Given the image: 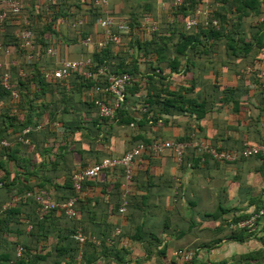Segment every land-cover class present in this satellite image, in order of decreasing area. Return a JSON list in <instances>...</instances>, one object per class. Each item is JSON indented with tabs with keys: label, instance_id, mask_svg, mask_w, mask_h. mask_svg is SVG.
<instances>
[{
	"label": "trees",
	"instance_id": "obj_1",
	"mask_svg": "<svg viewBox=\"0 0 264 264\" xmlns=\"http://www.w3.org/2000/svg\"><path fill=\"white\" fill-rule=\"evenodd\" d=\"M16 1L19 3L20 11L15 13L4 8L3 0H0V14L6 12L5 17L0 18V45L2 47L0 61L4 65L0 69V193L6 199L1 200L0 198V204L11 201L14 197L21 196V198L18 202L11 203L9 208L0 215V264H11V262L46 264L48 258L53 264H96L99 260H111L109 264H127L134 244H142L146 258H152V260L157 258L156 264H205V261H210L212 264H234L232 260L236 257L230 260L232 262L226 259L216 261L212 260L210 255L205 256L203 251L195 247L177 249L192 252L193 259L190 262H185L177 256V250L168 257L169 243L164 242L163 235L160 237L155 232H151L145 236L141 231L144 226H141L135 234L126 235L121 229V223L117 220H109L108 223L105 221L104 227L98 234L87 233L84 229L88 238L83 246L77 242L75 230L81 225L80 215L84 213V208H88L95 197L93 191L103 185L101 181L104 178L110 177L115 182L109 193L102 189L104 198L113 196L116 198V203L104 204L106 205L105 210L101 211V215L107 217L118 215L119 217L123 192H126L125 212L127 213L129 209L135 208L132 199H138V191L143 192L145 187L142 182V173L145 172L144 175L149 177V166H152L155 157H161L169 152L171 158L180 165L186 163L189 158L184 152L188 146L185 147L181 161H179L172 149L153 152L149 147L154 144L166 142L190 144L198 140L214 147L218 152L235 155L238 158L235 162L256 159L260 164L257 172L261 178L264 177L263 155L258 154L249 158L240 156L247 142L243 143L238 151H234L206 137H199L203 131L201 124L213 110L210 105L232 103L239 108L241 95L248 100L250 91L245 85L247 80L254 84L260 92L261 113L256 123L258 126L262 124L261 128L264 129V121L261 120L264 116V67H259L264 63V20H260L264 16V0H215L214 8L211 12L208 11L218 21L219 28L199 25L193 29H187L186 22L193 15L196 7L203 5L202 0H181V5H172V8H177L170 10V14L158 11L152 0H145L137 7L117 13L110 11L109 2L111 0H106L107 3L101 5L95 4L97 0ZM145 16H149L157 23V30L154 33H147L146 28L141 26ZM107 17L114 20L124 18L130 25L131 33L128 34L130 38L124 41L127 42L129 50L120 51L115 55L114 47L118 44H108L104 48L97 46V42L104 39L106 33L97 21ZM17 30H30L33 33L35 49L39 52L21 48L22 42L16 36ZM112 30L117 29L113 27ZM120 35L121 42L122 33ZM52 36L61 44L51 40ZM98 36L101 38L98 39ZM87 38L92 40V44L84 46L82 42ZM73 43L83 48V56L78 60H71L68 57L66 60L89 59L91 61L88 67L90 75L72 72L71 77L65 80L53 76L47 77V70L40 64L46 56L51 59L47 50L50 47L54 48L58 55L61 54V47L64 49ZM64 45L66 46L63 47ZM6 50L9 51L8 55L5 54ZM221 52L226 58L219 55ZM28 55L31 59L27 58ZM1 56H6L7 60L4 61V57ZM202 58L208 60L207 64L204 61L201 63L200 69L205 73L210 70L208 72L210 75L207 73L209 82H206V77L193 73ZM12 60L17 64L9 65ZM21 71L24 72H22L24 76H19ZM6 72L18 94L17 98H13L11 90L4 87L2 77ZM122 74L130 75L131 82L126 85L124 102L115 107L113 100L108 101L113 98L109 90L113 80ZM224 75H229L234 81L237 80L239 85H233L232 82L221 89ZM54 86L59 87L53 99L55 109H48L52 113L51 116L44 117V119L42 117L40 123L38 118L43 116L40 112L49 104L40 105L38 102ZM137 95L139 106L135 107L131 100ZM97 100L106 103L114 110L115 116L112 119L118 118L120 123L133 130L130 134V147L127 152L140 145L144 147V150L140 157L134 160L130 177L127 176L126 167L116 165L103 170L97 176L87 177L82 189L77 192L73 185V175L100 161L94 159L93 163L80 169L72 170L66 167L60 170L59 164L66 163L68 154V147L66 149L61 145L58 148V156L52 159L51 163L55 172L65 174L64 182H62L64 184L46 178L45 175L40 174L41 169L46 168L45 163L38 159L39 156H43L45 147L41 144L40 133H33L34 129L31 126L33 124L46 126L49 119L52 120L55 117L56 125L63 124L62 113L68 110L67 106L74 111L79 104L80 107L83 105L89 110V116L93 109L99 113L95 103ZM130 105H133L132 108ZM78 113L80 111L76 109L73 115ZM26 128H30L28 133L23 132ZM4 141L7 145L2 144ZM260 143H264V136L261 141L248 144ZM31 145L38 148L35 150L38 155L22 154L23 149ZM191 148L198 153L191 159L194 165L200 163L202 156L225 163L198 146H191ZM115 159H120V157ZM204 159L202 161H206ZM61 174H57L55 179L58 180ZM35 178L37 181L33 182ZM169 180L170 178L167 182ZM42 191H47L58 202L77 198L75 203L77 214L74 220L71 219L77 223H75L77 227L73 225L68 229L67 234L54 235V231L62 224L61 218H64V211L62 209L44 211L42 202L36 201L31 196H23L27 192ZM141 198L147 199V196L141 194ZM262 209H264V188L256 200L252 201L245 211L243 209V213L235 215L227 225L220 224L214 230L216 232L211 236L213 242L209 243V247L218 248L220 235L226 233L230 240L237 243L250 241L252 249L238 255L236 263L264 264V221L259 222L257 229L253 232H248L246 229L230 230L229 227L231 223L236 224L248 219ZM226 212H229V209H224L221 205L219 213L212 217L217 220ZM26 221L32 228L30 234L34 239H31L32 241L28 244L24 242L20 244L15 239L24 235L23 227H27L24 224ZM192 223L195 224L193 221ZM116 229H121L117 235H115ZM51 237L55 238L53 245ZM95 237L100 240L99 245L94 243ZM123 239L129 242L128 245L121 244ZM155 245L156 250L154 251ZM17 246L23 247L21 258L9 252L11 247ZM81 247L84 253L82 259L78 260L77 254Z\"/></svg>",
	"mask_w": 264,
	"mask_h": 264
},
{
	"label": "crops",
	"instance_id": "obj_2",
	"mask_svg": "<svg viewBox=\"0 0 264 264\" xmlns=\"http://www.w3.org/2000/svg\"><path fill=\"white\" fill-rule=\"evenodd\" d=\"M144 1L145 0H111L109 2V8L111 12L117 13L122 10L137 7ZM214 1L215 0H202L201 2H203V5L196 8L207 9L211 12L215 5ZM152 2H154L156 8L160 12L164 11L170 14V10L177 8H172V0H152ZM169 17L172 19L171 16ZM260 20H264V16H262ZM52 37H50L51 40L58 42L56 38ZM100 38L101 36H98V39ZM128 38H130V36L127 33L122 35L120 44L114 47L115 55L120 51L129 50V46L126 45L127 42H124ZM58 44L61 43L58 42ZM65 46L66 45L63 47ZM83 53V48L73 43L64 49L61 47V54H55L51 56V59L46 56L41 60L40 64L44 66L47 72H52L58 69L61 60H66L67 57L71 60H78L82 58ZM219 55L222 58H226L225 54L222 52ZM1 57H4V61L7 60L6 56ZM203 59L204 58L199 60L201 61L199 66L197 65L196 68H194V75L199 76L197 69L200 68L203 61L206 64L208 63L206 58ZM16 64L17 63L12 60L9 65ZM259 67H264V63L260 64ZM22 72L23 71L20 72L19 76L25 75L23 74L24 72ZM205 77L207 78L206 82H209L207 74ZM223 78L224 82L221 84V89L230 85L232 82L233 85H239V82L237 80L234 81L229 75H224ZM245 83L248 91H250L248 100L246 98L244 99L243 95H241L239 98V108L232 103H226L225 105L222 103H215L210 105L213 110L201 124L203 131L199 137H206L234 151H238L245 142L256 143L261 141V138L264 136V129L263 127L261 128L262 124L258 126L256 123L261 113L260 92L249 80ZM58 88V86L52 87V90L38 102L40 105L45 103L49 104L47 108L44 107V109L41 110L40 113L43 114V116H38L39 121L42 117L44 119V117L49 118L51 116L52 113H50L48 109H55L53 99ZM137 97L138 95L131 100L135 107L139 106ZM243 99L245 101L244 104ZM112 100L113 98L108 99L110 102H112ZM132 106L133 105H130L131 108ZM67 108V111H63V107H61L63 111V124L56 125L57 119L55 117L52 120L49 119L46 126H42V124H33L31 126L34 129L33 133H40L39 138L41 144L45 147L43 156H39L38 158L41 162L45 163L46 167L45 169H41L40 174L45 175L46 178H51V180L54 179L60 184L64 182L65 174L55 172L52 169L51 161L58 156V148L61 147V145L65 146L66 149L68 147V154L66 163H60L59 169L61 170L62 168L65 169L68 167L75 170L93 163V161H95L94 159L101 161L104 158L115 159L123 157L130 147V134L133 132V130L125 124L120 123L118 118L115 120L103 117L97 110L95 111L93 109L90 111L89 116V110L83 105L80 107L79 104L76 109H78L80 113L73 115L76 109L73 111L70 110L68 106ZM40 113L38 112V114ZM261 120L264 121V116L261 117ZM27 130H30V128ZM24 144H26V142ZM35 150H38V148L31 145L28 148H24L22 154L37 156L38 153H36ZM87 152H89V154H87ZM184 152L189 158L183 165H180L175 159L174 163L169 152H166V154L161 157H155L152 166H149V177L144 175L145 172L142 173V182L143 185L145 184V187L143 192L138 191V199H132V204L135 208L129 209L127 213L119 214V217L118 215L117 217L101 215V211L105 210L106 205L116 203V198L113 196L111 198H104L103 190L109 193L115 183L110 177L104 178L103 181H101L103 185L93 191L95 197L91 200V204L88 208H84V213L80 215V226L83 230L86 229L87 233L98 234L104 227L105 221L108 223L110 222L109 220H117L121 223V229L126 235L135 234L139 231L141 226H144L141 231L145 236L151 232H155L160 237H162V235L165 237L164 242L169 243L167 249L168 257L171 253H174L180 248L178 246L198 248L203 251L205 256L210 255V258L216 261L224 259L230 261L234 256L247 253L252 249L250 248V241L237 243L230 240L227 237L228 235L226 236V233L220 235L221 240L219 241L220 243L217 244L218 248L209 246L213 242L211 236L216 232L214 230L219 227L220 224L227 225L235 215L238 216L243 213V209L245 211V208L251 205L252 201L256 200V197L262 193L264 188V177L261 178V175L257 172L258 165L260 164L256 159L220 163L211 158H206V156H202L206 161H202V158L199 164L194 165L191 159L195 157V154L198 155L195 149L188 146ZM57 174H61L58 180L55 179ZM168 178H170V180L167 182ZM36 181L37 178L33 179V182ZM63 184L64 183H62V185ZM55 192L58 191L55 190ZM141 194L146 195L147 199L141 198ZM0 198L1 200L6 199L1 193ZM11 201L8 200L0 204V215L9 208L11 204L4 210V206L8 205ZM221 205L224 209H229V212H226L221 218L214 220L212 215L219 213V206ZM63 216L64 218H61L62 224L54 231V235L67 234L68 229L73 225L77 227L73 218H71L73 219L71 220L64 214ZM192 221L195 222V224H193ZM24 224L27 225V227H23L25 229L24 235L15 239L16 242L20 244H22V242L28 244L32 241L31 239H34L30 234L32 229L31 226L27 224V221ZM59 228L63 229L59 231ZM113 232L114 229L112 233ZM227 234L229 233L227 232ZM180 235L182 236L179 237ZM190 236L194 239L185 246H182L185 243L176 242L177 240L184 241L183 239ZM189 239H186V241ZM9 240L13 241V239ZM51 243L52 245L55 243L54 237H51ZM174 244L177 247H175ZM155 247L156 245L153 247L154 251L156 250ZM161 247L162 246H160V248ZM12 248L13 247H11V249L8 248L10 250L9 252L15 255L16 247ZM146 257L147 255L144 252L143 245L134 244V246H132L131 255H129L127 259V264H156V259L152 260V258L148 259ZM110 261L99 260L96 264H109L111 263ZM46 264H53V262L48 258Z\"/></svg>",
	"mask_w": 264,
	"mask_h": 264
},
{
	"label": "built area",
	"instance_id": "obj_3",
	"mask_svg": "<svg viewBox=\"0 0 264 264\" xmlns=\"http://www.w3.org/2000/svg\"><path fill=\"white\" fill-rule=\"evenodd\" d=\"M51 1V0H48ZM106 0H97L95 4L101 5L106 4ZM3 7L12 10L13 12H19L20 6L19 3L16 0H3ZM172 5L178 6L181 5V0H174ZM6 12H3L0 14V18L5 17ZM98 25L105 29V37L104 39H101L97 42V46L99 48H104L108 44H114L117 45L120 42L121 33L122 35L127 33H131V27L130 25L124 20V19H118L114 20L110 17L107 18H100L97 21ZM199 25H204L206 27H213V28H219V23L216 19H214L209 11L207 9L202 8H196L194 10L193 15L187 20L186 27L187 29H193ZM141 26L145 27L148 31L147 33H154L157 30V23L152 20L149 16H145L142 19ZM113 27H116V31H113ZM16 36L19 38L22 42L21 48H29L31 51H34L35 44L33 42V33L30 30H17ZM84 46H89L92 44V40L87 38L83 42ZM2 47L0 45V53H1ZM39 52V50L37 51ZM49 55L53 56L56 54V50L53 48H49L47 50ZM6 55L9 54V51L6 50ZM28 59H31V56H27ZM90 60H82V61H69V60H61L60 66L58 69L53 70L52 72H47V77H55L60 80L67 79L72 72H81L82 74H88L90 75V72L88 70V67L90 65ZM3 62L0 61V69L3 68ZM3 83L4 87L7 90H11V95L13 98H17L18 94L13 86V83H11L9 74L6 72L4 73ZM131 77L128 74H122V76L116 77L111 85V88L109 90L110 94L113 97V105L117 107L119 103L124 102V93L126 90V85L130 84ZM96 105L99 109V113L101 116L114 118L115 112L114 110L107 105L104 102H101L97 100ZM29 130H25L24 133H28ZM3 145H7V143L4 141L2 142ZM198 146L201 150L206 151L207 153H210L213 157L217 158L220 161L225 162H232L237 160L238 158L235 155H231L226 152H218L214 147H211L210 145L203 144L199 142L198 140L194 143L185 144V143H179V144H173L170 142L166 143H160V144H154L149 147L153 152H160L163 149H172L176 155L179 161H181L183 151L185 147L187 146ZM144 150V147L142 145L137 146L133 148L132 150L126 152L123 157L120 159H111V158H104L99 163H96L94 165H89L85 167L82 171L77 172L73 175V185L74 188L79 192L82 189L83 182L87 177H94L97 176L100 172H102L105 169L112 168L116 165H123L127 168L128 177H130V170L132 164H134V160L138 157H140L141 152ZM261 154L264 156V143L256 144V145H250L246 144L242 151L240 152V156L244 158H249L251 156H255ZM125 193L123 192L121 198H122V204L119 207V212L121 214L125 213L127 201L125 200ZM25 196H31L36 201H40L43 204V210L44 211H51L53 209H62L64 211V214L67 218L71 219L74 218L77 214L75 209V203L77 201L76 197L70 198L66 201L58 202L57 200L53 199L47 192L42 191L39 193L36 192H27L23 195ZM21 197H14L11 202L8 203V205L4 206V210L11 204L16 203L20 200ZM41 217V216H40ZM264 221V209L260 210L258 213L252 214L248 219L239 221L236 224H232L229 226L230 230H237V229H246L248 232H253L255 229H257L258 223ZM121 229L115 230V235L119 234ZM75 238L77 242L83 246L86 243L87 235L84 232L83 228L81 226H78L75 230ZM94 243L96 245H99L100 240L95 237ZM128 241L126 239L122 240V245L126 246L128 245ZM83 249L82 247L79 249L77 254V259L81 260L83 257ZM16 257L21 258L23 256V247L17 246L16 247ZM177 256L181 257L183 261L190 262L193 259V253L184 251V250H177L176 252ZM11 264H15V262H11ZM205 264H212L210 261H205Z\"/></svg>",
	"mask_w": 264,
	"mask_h": 264
},
{
	"label": "rangeland",
	"instance_id": "obj_4",
	"mask_svg": "<svg viewBox=\"0 0 264 264\" xmlns=\"http://www.w3.org/2000/svg\"><path fill=\"white\" fill-rule=\"evenodd\" d=\"M197 72L199 73V76L200 77H205V75L207 74V73H205V71H201V69L199 68V69H197ZM230 231V230H229ZM231 232V231H230ZM190 238V239H189ZM186 239H189L188 241H186ZM194 239V238H193ZM192 236H190V237H186L185 239H183L184 241H179V240H177L176 242H182V243H185L184 245H182V246H185L186 244H188V243H190L192 240ZM174 246L175 247H177L175 244H174ZM178 247H181V246H178ZM236 257V258H235ZM234 258H235V260L238 258L237 256H234ZM154 259H157V258H154ZM235 260H232L233 262L232 263H234V264H238V263H236V261ZM235 261V262H234Z\"/></svg>",
	"mask_w": 264,
	"mask_h": 264
}]
</instances>
